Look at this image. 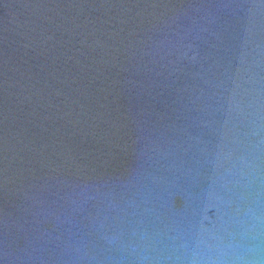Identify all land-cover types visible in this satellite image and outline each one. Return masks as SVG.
<instances>
[{"label":"water","instance_id":"water-1","mask_svg":"<svg viewBox=\"0 0 264 264\" xmlns=\"http://www.w3.org/2000/svg\"><path fill=\"white\" fill-rule=\"evenodd\" d=\"M0 264H264V0H0Z\"/></svg>","mask_w":264,"mask_h":264}]
</instances>
